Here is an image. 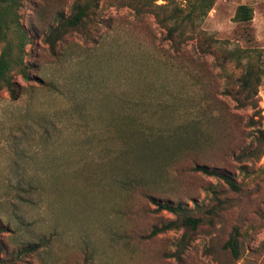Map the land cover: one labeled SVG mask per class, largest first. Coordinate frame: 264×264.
<instances>
[{
	"label": "rangeland",
	"instance_id": "1",
	"mask_svg": "<svg viewBox=\"0 0 264 264\" xmlns=\"http://www.w3.org/2000/svg\"><path fill=\"white\" fill-rule=\"evenodd\" d=\"M78 1L90 15L51 46ZM191 1L0 0L3 35L24 44L14 52L31 76L11 70L15 97L0 81V264H264V0H215L171 37ZM244 3L253 19L236 21ZM249 70L258 107L234 95ZM200 117L211 144L172 156L157 134L135 146L150 181L128 182L123 129ZM197 163L229 171L240 190ZM150 196L183 204L200 226L151 235L176 216ZM235 229L239 260L225 248Z\"/></svg>",
	"mask_w": 264,
	"mask_h": 264
},
{
	"label": "trees",
	"instance_id": "2",
	"mask_svg": "<svg viewBox=\"0 0 264 264\" xmlns=\"http://www.w3.org/2000/svg\"><path fill=\"white\" fill-rule=\"evenodd\" d=\"M215 3V0H192L190 8L187 12L180 16L178 14L175 19V26L170 28L169 35L173 37V34L178 32L179 27H182L185 23H196L197 20L202 19L211 10ZM89 4L86 2L78 1L74 6V13L69 17L62 16L58 26H56L50 34L47 36L48 42L53 46L57 40L72 29L79 28L83 25L85 19L90 15L91 11ZM234 19L239 22H248L253 19V9L250 5L244 3L240 4L236 10ZM3 25L0 23V38L5 40L4 48L0 55V81H5L7 88L15 97V84L10 74L11 70L17 68L19 73L25 78L30 79V73L27 70L28 66L19 54H16L14 50L17 48L19 52L23 49L24 44H14L11 39H8L5 32L3 35ZM8 28V26H7ZM23 38L26 37V33L22 34ZM256 72L249 70L242 77L241 89L234 95L241 107L248 105L258 107V85L255 83ZM232 94V92H228ZM258 112V111H257ZM260 113V111H259ZM252 121L257 122L255 118ZM122 138L126 142V148L123 150V160L125 162L124 168L127 172V179L129 183L147 185L150 181L147 176H143L140 171L136 169L141 168L147 162V155L145 153L136 152V144L140 142H149L157 134V138L168 140L172 148V156H177L180 153L187 151H203L212 140L209 136V132L205 128L203 120L200 118L191 121H182L173 127L169 132H164L159 129L152 130L147 127H143L142 124L130 123V126L122 130ZM159 131V132H156ZM263 149L257 146L249 151L240 152L236 155V160L244 162L249 160L254 155H260ZM146 161V162H145ZM131 162L133 164H131ZM138 167V168H137ZM219 167H210L207 164L197 163L194 169L201 171L208 175L216 176L225 181L233 190H240V185L237 183L234 176L227 170L218 169ZM150 199L158 205L159 210H167L173 213L176 218L164 223L160 227H155L151 235L171 230V229H184V230H196L202 220L192 214L191 210L181 203L173 204L171 202L157 201L154 196H150ZM189 243V237L184 234L178 243V250L174 255L180 257L181 252ZM225 248L229 251L231 257L235 260H239L242 257L240 232L235 229L234 233L229 237L225 244ZM1 261V258H0Z\"/></svg>",
	"mask_w": 264,
	"mask_h": 264
}]
</instances>
